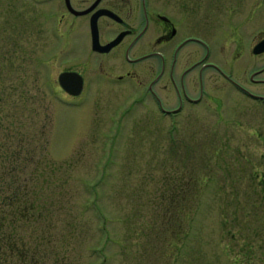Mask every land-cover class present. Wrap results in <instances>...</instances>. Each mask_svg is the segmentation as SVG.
<instances>
[{"label": "rangeland", "instance_id": "1", "mask_svg": "<svg viewBox=\"0 0 264 264\" xmlns=\"http://www.w3.org/2000/svg\"><path fill=\"white\" fill-rule=\"evenodd\" d=\"M178 1L246 50L264 35V0ZM50 23L37 5L0 0V167L17 146L33 156L21 178L42 160L27 185L47 210L42 264H264V103L213 89L222 105L173 127L138 85L70 96L56 75L73 61Z\"/></svg>", "mask_w": 264, "mask_h": 264}, {"label": "flooded vegetation", "instance_id": "2", "mask_svg": "<svg viewBox=\"0 0 264 264\" xmlns=\"http://www.w3.org/2000/svg\"><path fill=\"white\" fill-rule=\"evenodd\" d=\"M21 2L32 10L37 5L39 13L54 24L65 61H73L59 72H79L80 93L91 91L93 82L140 86L160 117L171 120L173 127L197 108L208 112L212 101L222 105V96L213 94V89L233 88L253 102L264 103V65L257 59L264 52H252L264 35L255 42L250 39L247 51L244 43L239 44L236 30L225 37L213 33L207 10L201 17L192 15L196 6L180 5L178 0ZM115 39L107 49L94 45V41L107 45ZM229 40L235 42L230 57ZM243 51L248 68L239 72L233 62Z\"/></svg>", "mask_w": 264, "mask_h": 264}, {"label": "trees", "instance_id": "3", "mask_svg": "<svg viewBox=\"0 0 264 264\" xmlns=\"http://www.w3.org/2000/svg\"><path fill=\"white\" fill-rule=\"evenodd\" d=\"M20 150L21 147L17 146L7 155L3 152L8 157L7 162L15 164H10L4 170L0 167V264H42L44 257L40 253V246L49 243L51 237L45 233V229L38 230V223L47 210L40 202L41 193L27 186L34 175L36 178L40 177L42 169L40 170L39 163L42 160H35V171L30 172L27 179L21 178L23 166L31 162L33 156L30 152L20 156ZM2 161L5 162L4 158ZM18 164L21 166L17 169ZM52 224L50 220L48 226L51 227ZM31 238L35 241L33 249L28 242ZM247 255L248 253H244V256Z\"/></svg>", "mask_w": 264, "mask_h": 264}, {"label": "water", "instance_id": "4", "mask_svg": "<svg viewBox=\"0 0 264 264\" xmlns=\"http://www.w3.org/2000/svg\"><path fill=\"white\" fill-rule=\"evenodd\" d=\"M117 39L111 42L108 45L100 46V49H107L110 45L115 43ZM94 45L98 46L96 41H94ZM264 51V37L257 41L252 48V52L254 53H261ZM58 81L60 85L68 91L70 94H78L82 88V76L77 71H61L58 75Z\"/></svg>", "mask_w": 264, "mask_h": 264}]
</instances>
